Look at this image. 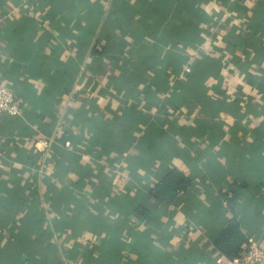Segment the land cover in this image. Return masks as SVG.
<instances>
[{
	"label": "crops",
	"instance_id": "0c3cea01",
	"mask_svg": "<svg viewBox=\"0 0 264 264\" xmlns=\"http://www.w3.org/2000/svg\"><path fill=\"white\" fill-rule=\"evenodd\" d=\"M0 72V264H230L233 216L264 246V0H0Z\"/></svg>",
	"mask_w": 264,
	"mask_h": 264
},
{
	"label": "trees",
	"instance_id": "16d2710c",
	"mask_svg": "<svg viewBox=\"0 0 264 264\" xmlns=\"http://www.w3.org/2000/svg\"><path fill=\"white\" fill-rule=\"evenodd\" d=\"M193 184L192 179L179 168L170 169L164 176L151 188V194L159 201L168 203L175 202L179 194L187 191ZM228 205L231 211H236L237 196H227ZM145 216H150L151 211L147 208L142 209ZM215 244L231 260L240 257L248 248V236L243 232L240 221L231 217L225 221L221 227Z\"/></svg>",
	"mask_w": 264,
	"mask_h": 264
},
{
	"label": "built area",
	"instance_id": "2783aa9c",
	"mask_svg": "<svg viewBox=\"0 0 264 264\" xmlns=\"http://www.w3.org/2000/svg\"><path fill=\"white\" fill-rule=\"evenodd\" d=\"M190 68L187 67V70ZM18 115L21 113V106L17 102L15 91L2 79L0 72V120L4 114ZM47 146L48 140L38 142ZM1 150V149H0ZM249 245L243 254L230 261V264H264V246L260 245L254 236H248Z\"/></svg>",
	"mask_w": 264,
	"mask_h": 264
}]
</instances>
